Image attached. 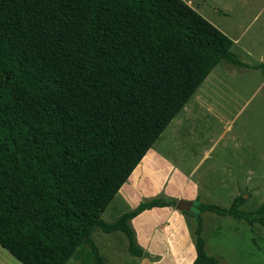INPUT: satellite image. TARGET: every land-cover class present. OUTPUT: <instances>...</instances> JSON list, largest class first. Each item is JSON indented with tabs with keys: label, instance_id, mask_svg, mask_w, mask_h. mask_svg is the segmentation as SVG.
I'll list each match as a JSON object with an SVG mask.
<instances>
[{
	"label": "trees",
	"instance_id": "trees-1",
	"mask_svg": "<svg viewBox=\"0 0 264 264\" xmlns=\"http://www.w3.org/2000/svg\"><path fill=\"white\" fill-rule=\"evenodd\" d=\"M233 45L183 0H0V246L21 264H67L86 245L81 264H105L98 227L144 257L130 221L176 199L101 215L217 65L249 68ZM244 202L183 212L193 264H222L206 252L203 212L264 228V202Z\"/></svg>",
	"mask_w": 264,
	"mask_h": 264
},
{
	"label": "rangeland",
	"instance_id": "rangeland-1",
	"mask_svg": "<svg viewBox=\"0 0 264 264\" xmlns=\"http://www.w3.org/2000/svg\"><path fill=\"white\" fill-rule=\"evenodd\" d=\"M183 1L235 41L231 53L249 65V68L225 62L217 65L194 93L185 111L177 117L186 116L198 96L209 101L198 104L199 115L191 116L196 120V131L185 138L183 145L188 150L185 156L189 152L192 156L177 161L189 165L183 166L184 169H191L190 166L200 160V148H211L209 156L197 166L193 175L200 187V198L188 201L192 203L190 213H199L198 203L227 208L239 195L245 199L239 209L253 212L264 202V72L251 68L255 64H264V0ZM204 107H209L211 113H207ZM202 119L209 120V123L206 125ZM170 130L171 127L166 128L156 145L160 144L163 153L174 160L176 154L169 150V145H166V152L165 145H162ZM197 131L203 138L199 144ZM179 139L181 143L184 137ZM114 200L101 215L106 223L115 222L135 208L113 205ZM201 215L202 237L209 255L222 264H264L263 227L258 224L250 226L242 220L211 212ZM187 216L195 228L193 216ZM91 240L105 264H142V259L147 257H132L128 251V239L121 232L105 233L97 227ZM89 252L88 246H82L67 264H81L80 256L90 257ZM0 264L21 263L0 246ZM162 264L172 263L164 261Z\"/></svg>",
	"mask_w": 264,
	"mask_h": 264
},
{
	"label": "crops",
	"instance_id": "crops-1",
	"mask_svg": "<svg viewBox=\"0 0 264 264\" xmlns=\"http://www.w3.org/2000/svg\"><path fill=\"white\" fill-rule=\"evenodd\" d=\"M187 4L189 5L188 2ZM194 103L186 116H180V118L177 116L170 122L167 126V128L171 127L169 139L162 140L165 152L167 151L166 145H169V150L176 154V158L171 160L166 153H163L160 144L156 145L161 135L120 188L115 200L113 199V205L136 207L141 200L152 198L162 191L166 196L176 200L183 199L193 202L200 198V187L193 179V175L197 166L209 156L211 148L205 146L200 148V160L190 166L191 169H184L183 166L189 167V165L183 161L177 162L192 156L191 152L185 156L188 150L184 148L187 146L183 145L185 138L191 137L196 131V120L191 116L199 115L196 107L198 104H206L209 101L204 100L203 96H198ZM186 105L182 111H185ZM205 109L207 113H211L209 107ZM202 120L206 125L209 123L207 119ZM181 136L184 139L180 143ZM198 137L200 138L199 144L203 140L200 132H198ZM177 151L179 154L176 153ZM191 224L187 214L177 211L175 207H154L134 217L130 225L135 232L137 244L147 256L142 259V264H162L164 261L172 264H193L196 251Z\"/></svg>",
	"mask_w": 264,
	"mask_h": 264
},
{
	"label": "water",
	"instance_id": "water-1",
	"mask_svg": "<svg viewBox=\"0 0 264 264\" xmlns=\"http://www.w3.org/2000/svg\"><path fill=\"white\" fill-rule=\"evenodd\" d=\"M192 203L185 201V200H178L175 208L177 211L180 212H190Z\"/></svg>",
	"mask_w": 264,
	"mask_h": 264
}]
</instances>
